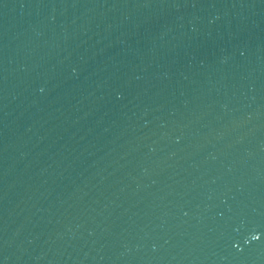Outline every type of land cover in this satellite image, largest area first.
Instances as JSON below:
<instances>
[{"label": "water", "instance_id": "1", "mask_svg": "<svg viewBox=\"0 0 264 264\" xmlns=\"http://www.w3.org/2000/svg\"><path fill=\"white\" fill-rule=\"evenodd\" d=\"M0 264H264V0H0Z\"/></svg>", "mask_w": 264, "mask_h": 264}]
</instances>
